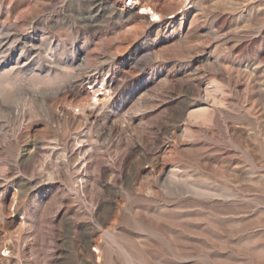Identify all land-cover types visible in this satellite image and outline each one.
<instances>
[{
  "label": "rangeland",
  "instance_id": "1",
  "mask_svg": "<svg viewBox=\"0 0 264 264\" xmlns=\"http://www.w3.org/2000/svg\"><path fill=\"white\" fill-rule=\"evenodd\" d=\"M139 1L0 0V264H264V0Z\"/></svg>",
  "mask_w": 264,
  "mask_h": 264
},
{
  "label": "built area",
  "instance_id": "2",
  "mask_svg": "<svg viewBox=\"0 0 264 264\" xmlns=\"http://www.w3.org/2000/svg\"><path fill=\"white\" fill-rule=\"evenodd\" d=\"M191 1H195V0H189V2ZM128 2H130L132 4V0H128ZM188 2V3H189ZM154 9L152 7H148L147 10H145L144 8H142L141 6V11H139V13H143V14H140V15H148L150 16V18H152V13H153ZM153 21V20H151ZM108 83H103L101 85H98L96 84L95 82H91L90 84H87L86 83V88L88 90V100L86 101V103H84L83 105H86V104H89V106H98L97 105V102H96V98H98V93H101L104 91V87L107 85ZM111 92V89L110 91H106V95L107 97H109V94ZM88 106H86L87 108ZM83 106H73V112H80L82 111L83 109Z\"/></svg>",
  "mask_w": 264,
  "mask_h": 264
},
{
  "label": "bare ground",
  "instance_id": "3",
  "mask_svg": "<svg viewBox=\"0 0 264 264\" xmlns=\"http://www.w3.org/2000/svg\"><path fill=\"white\" fill-rule=\"evenodd\" d=\"M132 3H134V4H139L140 1H139V0H132ZM147 8H148V7H144L145 10H147ZM141 14H143V13H141ZM152 14H154V15L156 16V18H159L158 15H157L154 11H153ZM84 60H85V59L82 58L80 64H83V63H84ZM103 89H104V91L101 92V93H98V98H96L97 105H100L101 103H103V101L106 100V98H107L106 91H108V92L110 91L107 87H104ZM86 106H89V104H86ZM86 106H85V107H86ZM82 109H83V108H82Z\"/></svg>",
  "mask_w": 264,
  "mask_h": 264
}]
</instances>
